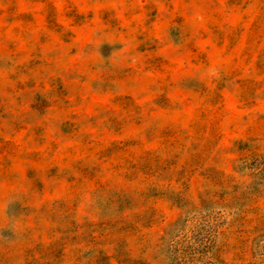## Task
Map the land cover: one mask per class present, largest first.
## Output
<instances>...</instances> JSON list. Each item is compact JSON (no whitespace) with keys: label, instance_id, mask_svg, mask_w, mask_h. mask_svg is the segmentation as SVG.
Segmentation results:
<instances>
[{"label":"rangeland","instance_id":"rangeland-1","mask_svg":"<svg viewBox=\"0 0 264 264\" xmlns=\"http://www.w3.org/2000/svg\"><path fill=\"white\" fill-rule=\"evenodd\" d=\"M0 264H264V0H0Z\"/></svg>","mask_w":264,"mask_h":264}]
</instances>
